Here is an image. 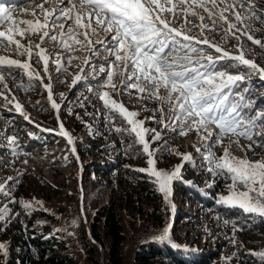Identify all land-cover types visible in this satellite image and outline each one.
<instances>
[{
  "label": "snow or ice",
  "instance_id": "6c2138e0",
  "mask_svg": "<svg viewBox=\"0 0 264 264\" xmlns=\"http://www.w3.org/2000/svg\"><path fill=\"white\" fill-rule=\"evenodd\" d=\"M44 3H51L52 7L38 5L42 21L39 18L14 20L13 10L0 3V25L8 24L6 31H0V44L6 41L9 48L15 46L19 56L28 58L21 61L0 56V83L5 89H8L5 78L15 79L17 72L28 77V88L33 79H38L48 91L51 107L58 113L61 104L53 98L50 55L41 47L45 38L69 53L68 64L76 58L73 53L77 50L87 49L93 54L107 52L114 59L109 62V70L100 67L99 71L106 79L98 82L95 95L108 110L114 131L132 137L134 144L142 146L147 167L134 171L147 175L165 201L171 203L173 184L183 179V163L192 158L190 154L169 150V154L180 156L182 163L171 171L157 167V152L163 149L152 145L161 139L160 132L144 127L145 120L137 118L138 112L129 110L122 101L113 98L124 94L131 96V90H135L137 100L159 103L157 122L165 128L176 131L179 127L180 135L191 130L207 133L201 135V139L208 142L204 150L207 171L231 181L227 194L220 195L217 203L264 218V157L252 160L247 156H233L230 152L232 143L240 146L241 138L250 141L248 150H252L253 144L264 147V109L254 110L255 105L245 95L250 89L241 87L254 73H259L264 80V67H260L255 58H246L256 56L246 41L264 50V37L256 38V33L264 34V8L257 7L255 0H44ZM194 19L198 23H192ZM256 23L261 27H255ZM21 24L26 28H20ZM214 32L221 34L219 41L210 39L208 34ZM36 33H41V43L35 45L38 49L35 53L30 40L25 46L15 38L17 34L24 37ZM104 33L108 35L100 39ZM229 39L237 42L233 49L222 46ZM34 55L43 61V72L49 80L47 84L43 83L44 77L39 72L31 70ZM260 59L264 60V55ZM51 62L58 73L67 72L59 52L54 54ZM83 63L88 64L89 57H84ZM83 72L81 68L73 77V86L83 78ZM20 86L25 87L23 81ZM89 91H93L91 86ZM4 98L8 99L7 96ZM13 101L14 96L9 102ZM14 107L23 114L19 102H15ZM166 111L172 115L166 118ZM25 119L29 117L25 115ZM147 119L157 118L154 114ZM118 122L123 126H116ZM58 134L67 139L75 154L74 138L63 123H60ZM226 136L232 139L224 147L223 154L217 156L212 147L222 144ZM8 139L9 144L16 143L15 137ZM197 151L201 149L197 148ZM9 182H15L14 178L9 177L0 184V195L10 197V203L32 209L31 202L15 200ZM172 207L174 210V205ZM12 211L8 203L0 202V221H6ZM157 239L169 241L170 227H165ZM0 252L7 256V246L3 242H0ZM250 254L259 257L264 264V251Z\"/></svg>",
  "mask_w": 264,
  "mask_h": 264
},
{
  "label": "rangeland",
  "instance_id": "374dc122",
  "mask_svg": "<svg viewBox=\"0 0 264 264\" xmlns=\"http://www.w3.org/2000/svg\"><path fill=\"white\" fill-rule=\"evenodd\" d=\"M35 2L43 5L44 8L52 7L51 3H44V0ZM255 2L257 7L264 8V0H255ZM41 17L43 16L40 7L36 10L30 5H25L21 10L16 9L13 14L14 20L25 18H28L26 20H35L36 18L41 20ZM192 23L195 24L198 21L194 19ZM7 27V23L0 25V31H6ZM19 27L23 29L26 28V25L21 24ZM255 27L260 28L261 25L256 23ZM105 34L99 38L104 39L107 36ZM40 35L41 33L30 36L25 34L24 37H20L17 34L15 38L20 39L25 46L29 45L30 40L35 53L38 51L35 45L41 43ZM208 35L214 41H219L221 38V34L216 32ZM262 37L264 34L256 33V38ZM244 39L246 41V37ZM236 43L235 40L229 39L222 46L225 49H233ZM246 43L249 49L256 52L255 57L248 55L246 58H255L256 63L260 67H264V60L260 59V56L264 55V50L252 45L250 41H246ZM42 44L46 54L51 55L49 74L53 98L61 104L58 113L51 107L48 91L40 80L33 79L31 87L28 88V77L17 72L15 79L5 78L8 89H5L4 84L0 83V92L3 93L0 95V184L8 181L9 177H13L15 182H9L12 196L18 202L24 201L33 204L32 209H24L19 203H10V197L0 195V202L8 203L13 210L6 221H0V225H2L0 227V242L7 246V256L0 252V264H6L4 258L11 259L16 254L13 243H10L15 228L9 230L8 235L3 232L10 220L18 213L21 219L30 220V223L27 224L28 229L36 231L46 225L50 232H54L60 239L62 238L64 246L58 250L69 252L77 260V264H96L86 252V244L80 237V225L83 224L87 235L95 243H98V264H105L103 247L91 236L88 221L92 218L94 210L109 200L120 203V220L125 230V240L122 245L124 264H167L165 255L160 257L149 255L143 260V250L141 253L137 250V245L146 239L159 237L165 227H170V233L179 241V245L188 251L206 247L213 249L216 253L205 264H240L239 261L243 254L249 255L248 252L264 251V225L254 230H246L242 227L244 223L247 225L243 214L238 216L237 222L225 224L224 221L227 219L219 212L211 207L201 206L189 191H183L177 187L179 182L182 184L183 179L174 182L170 197L171 203H168L163 194L157 190V186L150 182L149 177L144 173H141L140 181L130 182L127 180L124 185H121L117 179H112V175H101L100 172L92 171L93 165H109L112 160L108 148L101 146L104 141L97 140L95 142L86 125L88 122H95L96 119L107 118L105 111L107 109L103 106V102L97 98L95 91L98 89V82L106 79L104 73L99 71L100 67L103 66L106 71L109 70L108 65L113 58L103 51L93 54L87 49L77 50L73 53L76 58L72 60L71 64H68L69 53L59 48L56 42L45 38V42ZM96 47L100 48V45H96ZM14 49V45L9 48L5 41L4 44H0V56L21 61L28 59L26 55L19 56ZM56 52H59L63 58L67 72L58 73L55 70L56 65L51 60ZM84 57H89L88 64L83 63ZM81 68L84 69V72L81 73L82 79L89 82L86 83V87L81 86V80L73 86V77L80 72ZM31 70L39 72L44 77V84L49 83L48 76L43 72V61H40L38 56H33ZM258 75L260 74L251 75L248 85L250 91L245 94L253 104L260 99L261 95H264V80H259ZM21 81L25 87L20 86ZM89 86L93 88L92 92L89 91ZM131 91L133 93L131 96L124 94L113 98L122 101L129 110L138 112L137 118L145 120L144 127L154 128L160 132L161 139L152 145L156 149H163L157 152V167L171 171L176 165L182 163V158L175 154H169V150L190 154L191 161L183 163L181 175L183 173L185 175L182 177L187 178L186 175L192 173L191 178H206V182L214 188V199H218L222 194H227V186L231 181L224 176H217L207 171L208 164L204 159V150L208 142L201 139V135L206 136L207 133L191 130L186 135H180L179 127L176 131L165 128L157 122L160 118V113L156 111L160 107L159 103L155 101L156 105L154 109H151L152 104L149 101L146 99L137 100L135 90ZM61 94H63V99H61ZM4 96H7L8 99L6 100ZM13 96L15 101L10 103ZM15 102L22 105L23 114L15 109ZM154 114L156 120L147 119ZM25 115L29 119H25ZM164 115L167 118L172 113L166 111ZM75 119L76 122L83 119L84 125L76 129ZM60 120L64 128L74 138L75 154L72 153V146L68 144L67 139L58 135ZM105 124L112 125L110 119L106 120ZM11 125H14L18 132L10 133ZM38 128L50 132L48 133L51 135L49 144L44 147L41 145L32 147L31 145L29 149L21 148L19 141L22 139L23 143H27L33 136L30 132L37 133ZM11 137L16 138L15 144H9L8 138ZM231 139L226 136L222 144L212 147L217 156L223 154L224 147L229 145ZM126 140L131 141L133 145L131 143L123 144L122 165L147 167V157L141 151L142 146L135 145L132 137H128ZM249 143L250 141L244 138L240 139L239 147L232 143L231 154L236 157L247 156L252 160L264 157V147H257L253 144L252 150H248ZM80 145L82 152L79 153ZM128 145H132V148L129 149ZM197 148H200L201 151L198 152ZM128 162L131 165H128ZM190 164H194V166ZM144 184L146 187L142 186ZM19 187H21L19 189L21 192L17 194L14 189ZM145 260L146 262H144Z\"/></svg>",
  "mask_w": 264,
  "mask_h": 264
},
{
  "label": "trees",
  "instance_id": "16d2710c",
  "mask_svg": "<svg viewBox=\"0 0 264 264\" xmlns=\"http://www.w3.org/2000/svg\"><path fill=\"white\" fill-rule=\"evenodd\" d=\"M81 86L86 87V82H81ZM146 100L152 104L151 109H154L157 101L155 103L154 100ZM105 111L107 118H104V120L96 119L93 123L88 122L86 127H88L87 130L95 142L97 140L101 142L104 141L101 143V146L102 148H108L112 160L109 165L96 164L93 165L91 169L94 172H100L101 175H112V179H117L121 185H124L127 180L130 182H138L141 179V173L134 171V169H138V167L131 165L129 162L128 165H131L129 167L121 163L123 144H129L131 141L126 140L128 136L125 134L115 132L113 124L111 126L105 124L106 120L109 119L108 110ZM76 121L75 119L76 129L82 127L85 123L83 119L80 120V122ZM116 126H121V124L118 122ZM131 144L133 145V143ZM80 147L79 153L82 152V146L80 145ZM135 160L138 161L139 159ZM183 175H185V173H183L182 176ZM186 176L187 178H191L192 173ZM195 179L201 182L206 178ZM142 186L146 187L145 184ZM177 187L183 191H188L187 186L183 183L181 184V182H179ZM19 189H21V187L14 189L15 193L19 194L21 192ZM203 190L202 195H204L206 204L212 205L213 209L219 212L221 216L222 212L226 213V211H228L230 215H234V217L241 214L239 208H229L217 203L218 199H214L211 196L214 188L210 184H207V182H205ZM119 204L118 202H112V200L103 203L94 210L92 218L88 221L91 236L103 247L105 264H124L122 261V245L125 240V230L120 220ZM250 216V214L245 215L247 225L244 223L242 227L246 230H254L263 225L264 218L255 214L253 218ZM237 220L238 219H234L235 222H237ZM28 223H30L29 219H21L20 216L16 214L5 227L3 232L5 235H8L9 230L15 228L10 243H13V248L16 250L14 257L11 259L4 258L6 264H77V260L69 252L58 250V248L64 246L61 240L62 238L60 239L56 233L50 232L46 225L36 231L31 228L28 229ZM80 237L84 244H86V252L92 257L96 264H98V243H95L94 240L87 235L83 224L80 225ZM137 247L140 253L143 250V260L149 255L151 257L165 255L167 257V264H205L216 253L209 247L196 248V251H188L186 248L179 245V241L176 240L171 233L169 241L160 242L157 238H150L143 241L140 245H137ZM248 253L249 255L243 254L242 259L239 261L240 264H262L261 260L257 261L260 259L259 257L251 255V252ZM255 258H257V260H255ZM144 262H146V260Z\"/></svg>",
  "mask_w": 264,
  "mask_h": 264
},
{
  "label": "clouds",
  "instance_id": "9594fccd",
  "mask_svg": "<svg viewBox=\"0 0 264 264\" xmlns=\"http://www.w3.org/2000/svg\"><path fill=\"white\" fill-rule=\"evenodd\" d=\"M207 47V46H206ZM211 51V50H210ZM257 78L259 79V80H261V78H260V75H258L257 76ZM83 82V81H82ZM86 83H88L89 81L88 80H86L85 81ZM249 81L248 82H246L245 84H243L241 87L243 88V87H248L249 88ZM31 91H33L32 90V88H31ZM255 96H257V94L255 93ZM254 105H255V108H254V110H261V109H264V95H261V97H260V99H258L257 101H256V103H254ZM258 105H260V106H258ZM213 130H215V129H213ZM215 131H218V130H215ZM257 131H258V129H257ZM50 133V132H49ZM59 135V134H58ZM259 137H254V139H258ZM50 139H51V136H50ZM50 139H49V141H50ZM49 143H47V145H48ZM38 145H41V147H44V146H46L45 144H38ZM37 146V144H35V145H33L32 147H36ZM189 146V145H188ZM187 146V147H188ZM21 148H23V147H21ZM23 149H25V148H23ZM191 166H194V164H190ZM206 180L207 179H203L201 182H198V181H196V179L195 178H184L183 179V181H182V183L183 184H185L186 186H187V189H188V191L190 192V194L193 196V198L194 199H196L200 204H201V206H203V207H211V208H213V206L212 205H207L206 204V202L204 201V195H202L203 194V189H204V185H205V182H206ZM208 184V183H207ZM213 194H214V191L211 193V196H212V198H213ZM240 212H241V214H238L236 217H234V215H230L229 213H228V211H226V213H223L222 212V216H225V218L231 223H233L234 222V219H238V216H241L242 214H243V219L245 220V215H246V213H244L242 210H240ZM251 216H252V218H253V216H254V214H250ZM250 216V217H251ZM253 220V219H252ZM244 222V221H243ZM252 222V221H251ZM263 225H264V223H263ZM262 225V226H263Z\"/></svg>",
  "mask_w": 264,
  "mask_h": 264
},
{
  "label": "bare ground",
  "instance_id": "6f19581e",
  "mask_svg": "<svg viewBox=\"0 0 264 264\" xmlns=\"http://www.w3.org/2000/svg\"><path fill=\"white\" fill-rule=\"evenodd\" d=\"M35 1H36V0H34V2H35ZM34 2H33L32 5H30V6H33V8H36V10H37V8H39V7H37V6L40 5V4H39V3L37 4L36 2H35V3H34ZM35 12H36V11H35ZM37 13H38V12H37ZM37 13H36V14H37ZM25 17H26V16H25ZM23 18H24V17H23ZM26 19H28V18H25V19H23V20H26ZM42 20H43V17H41V21H42ZM107 35H108V34H107ZM42 45H43V44H42ZM42 45H41V47H43ZM44 49H45V48H44ZM50 57H51V55H50ZM52 92H53V91H52ZM60 121H61V120H60ZM61 123H62V121H61Z\"/></svg>",
  "mask_w": 264,
  "mask_h": 264
}]
</instances>
